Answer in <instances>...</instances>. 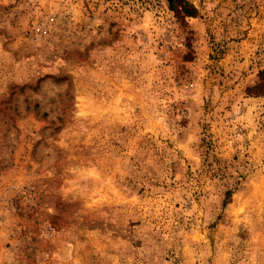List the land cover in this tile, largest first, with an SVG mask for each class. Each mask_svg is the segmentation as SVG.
I'll return each instance as SVG.
<instances>
[{
    "label": "rangeland",
    "instance_id": "1",
    "mask_svg": "<svg viewBox=\"0 0 264 264\" xmlns=\"http://www.w3.org/2000/svg\"><path fill=\"white\" fill-rule=\"evenodd\" d=\"M0 0V264H264V0Z\"/></svg>",
    "mask_w": 264,
    "mask_h": 264
},
{
    "label": "trees",
    "instance_id": "2",
    "mask_svg": "<svg viewBox=\"0 0 264 264\" xmlns=\"http://www.w3.org/2000/svg\"><path fill=\"white\" fill-rule=\"evenodd\" d=\"M169 8L174 12L177 17H193L196 16V8L187 0H167ZM264 77V70L262 72Z\"/></svg>",
    "mask_w": 264,
    "mask_h": 264
}]
</instances>
